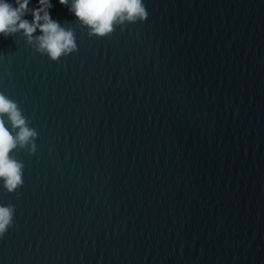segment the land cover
Segmentation results:
<instances>
[{
  "label": "water",
  "instance_id": "95a60500",
  "mask_svg": "<svg viewBox=\"0 0 264 264\" xmlns=\"http://www.w3.org/2000/svg\"><path fill=\"white\" fill-rule=\"evenodd\" d=\"M53 3L77 51L0 38L38 131L0 264H264V0H145L104 37Z\"/></svg>",
  "mask_w": 264,
  "mask_h": 264
},
{
  "label": "clouds",
  "instance_id": "9594fccd",
  "mask_svg": "<svg viewBox=\"0 0 264 264\" xmlns=\"http://www.w3.org/2000/svg\"><path fill=\"white\" fill-rule=\"evenodd\" d=\"M67 8L87 29L89 37H104L117 27L124 31L128 24L144 22L149 16L145 0H56ZM53 0H0V38L7 39L23 30L27 42H35L36 51L59 61L78 50L76 29L71 21H61L51 15ZM39 29V34L33 36ZM5 54L0 52V58ZM38 131L32 127L18 101L0 91V189L15 193L24 184L25 163L15 154L37 151ZM16 205L0 201V240L14 225Z\"/></svg>",
  "mask_w": 264,
  "mask_h": 264
}]
</instances>
